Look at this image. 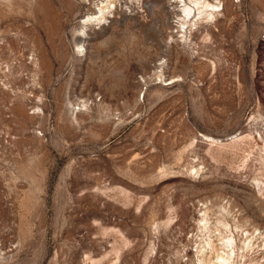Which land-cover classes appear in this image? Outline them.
<instances>
[{
    "label": "rangeland",
    "instance_id": "rangeland-1",
    "mask_svg": "<svg viewBox=\"0 0 264 264\" xmlns=\"http://www.w3.org/2000/svg\"><path fill=\"white\" fill-rule=\"evenodd\" d=\"M264 264V0H0V264Z\"/></svg>",
    "mask_w": 264,
    "mask_h": 264
},
{
    "label": "bare ground",
    "instance_id": "bare-ground-1",
    "mask_svg": "<svg viewBox=\"0 0 264 264\" xmlns=\"http://www.w3.org/2000/svg\"><path fill=\"white\" fill-rule=\"evenodd\" d=\"M220 261H218V264H229V260L226 258H220ZM217 264V263H216Z\"/></svg>",
    "mask_w": 264,
    "mask_h": 264
}]
</instances>
